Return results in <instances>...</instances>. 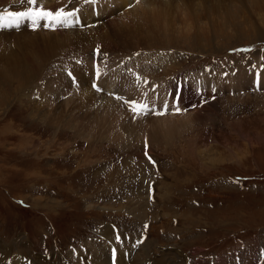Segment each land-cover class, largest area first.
Instances as JSON below:
<instances>
[{
    "label": "rangeland",
    "instance_id": "rangeland-1",
    "mask_svg": "<svg viewBox=\"0 0 264 264\" xmlns=\"http://www.w3.org/2000/svg\"><path fill=\"white\" fill-rule=\"evenodd\" d=\"M3 1L6 6L0 4V12L17 8L16 12H22L32 7L26 0L24 3L0 0ZM54 1L63 3L57 10L73 13L66 24H56L59 30L81 28L84 33L90 22L82 20V10L92 11L90 14L95 17L90 16L91 23L98 21L94 26L103 27L100 34L108 31L105 30L107 24L110 28L113 21L124 23L132 38L112 40L108 33L107 37L112 38L103 45L107 50L110 47L117 50L114 56L123 54L125 58L120 64L115 62L116 66L101 49L95 50L98 57L102 52L107 56V65L117 70L128 57L135 62L137 56L144 68L143 73L138 71V78L164 76L156 81L164 88L168 85L165 89L172 90V95L178 81L183 82V94L195 96L197 105L191 108L193 105L188 106L186 99L185 104L183 98V107H187L184 110L199 118L193 122V128L181 135L159 136L156 143H136L127 137L115 140L107 135H95L89 140L90 137H79L77 123L87 117V111L83 112L77 108L81 105L72 101L75 129L50 126L32 110L35 105L45 104L50 109L54 106L52 110L57 108L56 104H48L41 98L42 88L38 84L46 86L52 74L59 81L60 76L55 73L58 60L51 59L46 69L38 70L41 77L37 84L30 81L26 89V86L21 88L19 83L8 79L14 62L7 58L12 51L16 52L15 41H0V244L11 247L15 257L18 255L15 246L25 237L30 248L28 256L34 264H82L85 254L79 251L88 243L97 244L102 228L115 226L118 233L128 236L122 244L116 245L118 249L111 244L106 247L111 264H120L122 256L126 264L134 257L137 259V251L147 237L149 244L158 250L156 255L150 256L162 260L163 253L173 250L182 255L181 261L187 259V264H197L199 260L203 264H226L227 258L231 264H240L241 255L248 250H264V41L258 37L264 33V6L248 0L244 8L239 1L221 0L215 9L209 7L196 15L190 12L182 15L164 14L154 7L148 10L141 7L133 12L138 0L135 4L131 0L128 5L119 4L118 0L112 5L110 0H104L106 7H103L106 3H100L102 0ZM38 2L40 0L34 7L46 6ZM77 2L79 11L73 12V6L68 4ZM10 8L12 11L8 10ZM6 22L8 27L0 29L11 31L9 36L13 38L16 30L31 28L30 33H35L32 29L40 28L48 20L36 21L34 25L33 20L26 17L11 26L13 21L5 17L4 26ZM84 49L83 46L82 51ZM69 55L71 60L76 54L71 51ZM145 56L159 60L151 63L152 70L145 69ZM67 69L75 75L70 64ZM239 70L245 72L248 79V84H243L239 91L231 86L228 92L224 88L220 92H209L212 87L206 86L198 93L200 89L190 83V77L208 71L219 72L227 78L229 72L235 76ZM90 74L88 71L91 89L103 95L106 88L99 89L96 74ZM89 78L75 79L71 86L88 85ZM96 83L99 85L95 86ZM122 95H113L121 104L120 113L125 105L129 112L136 111L140 115L137 98L132 100L133 104L129 101L132 95ZM229 95L231 98L227 97ZM162 96L163 93L160 97L165 99L166 96ZM164 99L161 103L167 109L160 107L161 114L172 105V102L166 104ZM104 103L105 110L113 107ZM73 105H70L71 111ZM153 111L148 109L146 113ZM121 114H115L112 121L121 119ZM240 176L248 180H240ZM19 201L29 208L17 205ZM25 231L31 233V240ZM141 236L144 239L136 241ZM50 242L52 246L47 247ZM125 244L129 247L126 251ZM70 245L73 246L68 247ZM150 251L148 249L152 253ZM139 258L140 264H149V255L143 253ZM167 258L169 263L173 259L178 262L173 256Z\"/></svg>",
    "mask_w": 264,
    "mask_h": 264
},
{
    "label": "bare ground",
    "instance_id": "bare-ground-1",
    "mask_svg": "<svg viewBox=\"0 0 264 264\" xmlns=\"http://www.w3.org/2000/svg\"><path fill=\"white\" fill-rule=\"evenodd\" d=\"M130 1L131 0H118V3L119 4L123 3L125 5L131 4V3L135 4V2L137 0L136 1L132 0L131 3H130ZM220 1L221 0H138V2H136V3H138V5L134 6V8H132V9H134L133 12L134 11L136 12V10L138 8H141V7H145L147 10L154 7L156 9L159 8L160 12L164 13V14L176 12V13H180L183 15L185 12H190V13H193V15H196L197 13L199 14L201 12H205L206 9L209 7H210V9L211 8L215 9L217 6H219L218 4H221ZM234 1L241 2L240 4L244 5L243 7L245 8L246 1H248V0H234ZM250 1L252 2V4L254 3V5H260V7L264 6V0H250ZM3 2H0V4L6 6L5 2L4 3ZM43 2H44V5H46V6L42 9L53 11V12H55L57 10V8L62 6V4H63L62 2H55L54 0H40V2H38V3L42 4ZM107 2H109V1H107ZM114 2H115V0H110V3L112 5H115ZM230 2H231V0H230ZM100 3L103 5L106 2L104 0H102ZM70 4L74 8L73 12H75L76 10L79 11V9L76 8V5L79 4L78 2L77 3H69L68 6H70ZM7 6H8V4H7ZM31 6L34 7L36 5H31ZM106 6H107V3L103 7H106ZM20 8H21V6H20ZM196 8H198V9H196ZM252 8H250V10H252ZM17 9L15 11H17ZM8 10L12 11L11 8ZM255 12H257V11H255ZM82 13H83V17H84V19H82V20H86L87 22H90L89 23L90 27L86 28L84 31L85 34L82 32L83 30L81 28H70V29L59 30V28L56 26V24H54L53 26H46L49 23V21L44 22V23L42 22L43 24L41 23L42 27L40 26V28L32 29L35 31V33L34 32L30 33L31 28L30 29L26 28L23 31H22V29H20L19 31L16 30V34L13 38H11L9 36V33H11V31H9V33H8L7 31H1V29H0V41L5 40L8 42H12V40H14L15 41L14 45L17 46L16 52L14 51L15 53H13V51L11 50L12 52L9 53V56L7 58L8 60H11L12 62H14V66H13V64H11L12 70H10V71L12 72V74L9 77L7 75V77L10 81L14 80L16 83H19L21 85V88L23 86H26V87H24L26 89L28 87V83L30 81H34L37 84L38 83L37 81L41 77V75L39 73V71H40L39 69H46V67L48 66L51 59L54 60L56 58L58 60V63L55 65V66H57L55 68V69H57L55 71V73L58 72V75L60 76L59 81L57 82V79L55 80V77H53V74H52V76L48 77V79L46 80V81H48V83H46L47 84L46 86L43 85L44 83L38 84L40 86V88H42L43 94L40 95L41 98L45 99L48 104L50 102H52L53 105L56 104L57 108L55 110H52V108L54 106L51 104H50L51 107L53 106L51 109L49 107H47L46 104L43 106H40L41 108L38 105H35L32 111L37 113V116L39 118H44L46 123L50 126H53V127L54 126L66 127V128L70 127V128L75 129V127L77 126V123H78V132H79L78 135H79V137H83V138L84 137L85 138L90 137L89 140H91V138L96 137L97 135H99V137L107 135V136L113 137V139H115V140H120V139H122L121 137H127V138H129V140H133L136 143H144V142L146 143L147 141L152 142V143H156V142H158L159 136L169 138L171 136H177L180 133L187 131L189 128H193L195 126L193 122L195 120H197L199 117L196 119V117L193 116V113H189L188 111H185L184 109L187 107L186 106H185V108L182 107L181 99L184 98L183 101L185 102V104H186L185 99L188 100V106L193 105V106H191V108H195L197 106V105L195 106L196 97L195 96L187 97V96H185V94H183V92H182V90L184 89L183 82L178 81L177 87L179 89L174 86L175 90L173 89L174 92L172 95V90H166V89H168V85H165V88H166L165 89L164 86L161 85V83H159V82L157 83V81H156L157 78L162 79L164 76L158 75L157 78H153L150 80L147 78H138V71L140 73H143L144 68H143V66H141L140 60H137V56H136L137 54L135 55L136 56L135 62L131 58L128 57V59L125 62L123 61L124 62L123 64L118 65V69L116 68L117 70L111 69L113 66L110 68L107 65L108 61L107 62L105 61V59L107 57V56L105 57V55L106 54L109 55L111 57L110 60H112L114 63L115 62L119 63L120 61H122L125 58L124 57L125 55H123V54L119 55L118 54V55L114 56V53L117 50H114V49L112 50V49H110L111 47L108 50H110L112 53H109V52L107 53L108 47L104 46L103 44L107 45L106 42H109V39H111L112 37H113L112 40L114 38H117L120 40H130V38H132V37L129 36V33H128L129 31L125 28L126 26L124 25V23H117V22L113 21L111 23L110 28H108V24H107V27H106L107 29H105V30H108V31H103L100 34L103 27H101V26L99 27V25H98V27L94 26V24L98 23V21H92V23H91L90 16H93V15H91L90 13H92V11H88V13H87L86 11L82 10ZM147 14H148V12H147ZM154 14H156V13H154ZM188 15H189V13H188ZM227 16H226V18H227ZM93 17H95V16H93ZM233 19H235V18H233ZM41 20H43V19H41ZM41 20H38V22ZM213 21H214V19H213ZM229 21H230V19H229ZM199 22H201V21H199ZM13 24H16V23H14V21H13V22H11V26ZM195 25H197V24H195ZM2 27L7 28L8 23L6 22V25L2 26ZM228 27L230 29V26H228ZM226 29H227V26H226ZM37 31H39V32L36 33ZM108 33H109V35H108ZM110 33H112V34H110ZM107 35H108V37L110 35H112V37L108 38ZM258 37L261 38L259 40L264 41V33H260L258 35ZM137 40H138V38H137ZM84 43H86V45H84ZM83 46L85 48L84 51H82ZM100 46L102 48H99ZM6 48H8V47H6ZM96 49L103 50L105 52V55L100 50L101 55L98 57V54L95 51ZM8 50H9V48H8ZM71 51L73 52V54H76V55L71 56V60H69L70 55L68 56V53H70ZM74 51H76V52H74ZM81 51L84 54H82ZM118 51L121 52V49H118ZM152 52H154V51H152ZM86 53H88V54H86ZM94 53H95V55H94ZM145 53H148V52H145ZM1 56H0V58H1ZM64 56H65V59H64ZM130 57H131V55H130ZM34 58L37 60V62H33ZM98 59H101V61H99ZM145 59H146V61H144L145 62L144 65H146L145 69H149V70H152L151 69L152 68L151 63H153V61H155V60L159 61V60H157V58H154V57H146L145 56ZM130 60H131V63L129 62ZM258 60H259V57H258ZM142 62H143V60H142ZM68 64H70V66H71L70 70L75 73L74 76L69 71L67 72ZM136 64H137V66H135ZM115 65H116V63H115ZM124 66L125 67L129 66V68L128 67H127V69L123 68ZM88 71H89V73H91L90 75H92L94 73L96 74L97 79L100 81L99 83H100L101 87H99V89H101L102 87L106 88V92H104L103 95H99L96 91H93L91 89L93 86H91V83H92L91 79L89 78V76H87ZM148 71H147V73H148ZM174 71H176V69ZM171 72H173V68H172ZM245 75H246L245 72L239 70L235 76L231 75L229 72L228 77L225 78L219 72L212 73L211 71H208L207 74H199V75H195L193 77H190V83L193 85L194 88L200 89L198 91V93L201 92V90H204L206 88V86L212 87V89H210L209 92H214V91L220 92V89H223V88L225 90H227V92H228V91H231V86L235 87V89H237L239 91V90H241V86L243 84H245V85L248 84V81H247L248 79H245L246 78ZM85 77L89 78L88 79L89 80L88 85L83 86V84H82L78 88L76 87V85L74 88L71 86V83H73L75 79L81 80V78H85ZM172 78H173V76H172ZM171 81H172V79H171ZM11 82H13V81H11ZM61 82L64 83V85H65L64 87L62 86ZM132 82H134L136 85L133 86ZM87 83H85V84H87ZM99 83H96L95 86H98ZM170 85H171V83L169 84V86ZM151 88H153V89H151ZM17 90H19V89H17ZM77 90H78V93H77ZM162 93L164 96H166L165 99L160 97V95H162ZM215 93H217V92H215ZM114 94L132 95L133 97L131 98V100H129L130 102H132V100L134 98H137L136 104L140 108V111H139L140 115L136 111L129 112V110H127V107H124L125 105L122 106L123 107V113L121 114L120 113L121 104L119 103V101L114 100V97H113ZM168 94H169V96H168ZM238 94H240V93H238ZM107 95H108V97H107ZM148 96L150 99H147ZM164 96H162V97H164ZM231 96L232 95H229L227 97L231 98ZM120 98H121V96H120ZM162 99L165 100L166 104H168V103L171 104V102H172L170 110L167 111L169 113L168 115H167V112L161 114L160 107L167 109L165 106H162V104H163V103H161ZM45 100H43V101H45ZM206 100H208V99H206ZM72 101H74L78 105H81V106H78L77 108H79L80 110H83V112L87 111V117L84 118V120H82V122L78 121L77 123H75L74 118L72 119V117H71L74 114V105H73ZM103 103L105 104V106H110L111 104H113V107H110L107 110H105L102 108ZM129 103H128V105H129ZM37 104H39V103H37ZM202 104H201V106H202ZM211 104L212 103H210L209 105H211ZM70 105L71 106L73 105V111L70 110V108H71ZM129 106H131V105H129ZM206 106H208V103ZM135 107H136V105H135ZM209 107L210 106H208V108ZM46 109L50 110V111H46ZM148 109H154L155 111L146 113L148 111ZM201 110H203V109H201ZM205 110H206V108H205ZM157 113H159V115H157ZM115 114H117V115L121 114V119H117L115 121H112L113 120L112 117L115 116ZM131 115L132 116H138L139 115V117L135 118V117H132ZM167 117H168V119H167ZM133 119L136 122L135 121L133 122L132 121ZM95 124H96V126H95ZM118 124H119V126H118ZM91 127H92V129H91ZM75 131H77V130H75ZM86 133H88V134H86ZM106 139H109V137H106ZM31 145H33V144H31ZM40 200H42V197L40 198ZM46 200H48L51 203H54L53 200H50V199H46ZM99 234L101 235V240L99 242H97V244L96 243H91V244L88 243L87 245H85L84 250L79 251V254L80 253L85 254V260H84V263H82V264H111L110 263V260H111L110 255L108 254L106 247L109 248V246L111 244L112 246L114 245V248L118 249L119 246H116V245L122 244L124 242V240L126 239V237L128 236L127 234L118 233L117 230H115L114 228H109V227L102 228L100 230ZM145 236H147V235H143V237H145ZM143 237L141 236L139 238V240L137 238L136 241H142ZM24 238L25 237H21L20 241L15 246L16 249H18V252H17L18 255H16L15 257H14L15 253H13L11 247L6 246L7 244L6 245L2 244V243L0 244V264H32L33 263V261L32 262L30 261V258L28 256V253L30 252V248L26 245ZM149 242L150 241H149L148 237L143 240V243L141 244L142 247H140V249L137 251L138 254H136L137 259L134 257V259H132V262L130 264H140V258L138 259V256L142 255L143 253L147 254V256L149 255V261H148L149 264H187V259L185 258L186 259L185 262L181 261L182 255L178 254V252L173 251V250L170 252L163 253L164 257L162 255V257H163L162 260L155 259L153 256H150V255H156L157 254L156 251H158V250H157V248H155L154 245H150L151 243L149 244ZM124 249H125L124 251H126L129 249V247L126 246V244H125ZM148 249L152 250V251H150L152 253H149ZM120 251H123V250H120ZM139 251H141L140 253H142V254H140ZM120 255H121V253H120ZM167 256H173V258L174 257L177 258L178 262H175V260L173 259V261L171 263H169L170 260L167 258ZM242 257H243V259H241L240 264H252V262H254V261L255 262L259 261V264H264V251L258 252V251H254V250H248L247 252L243 253V255H241V258ZM228 260H229V258L226 259V261H225L226 264H231ZM119 262H120V264H126L127 263L124 260V256H122V258L119 259ZM197 264H203V263H202V261L200 262V260H199V261H197Z\"/></svg>",
    "mask_w": 264,
    "mask_h": 264
},
{
    "label": "snow or ice",
    "instance_id": "snow-or-ice-1",
    "mask_svg": "<svg viewBox=\"0 0 264 264\" xmlns=\"http://www.w3.org/2000/svg\"><path fill=\"white\" fill-rule=\"evenodd\" d=\"M22 3L25 0H21ZM28 5H37V0H26ZM73 15L72 12H64L63 9L56 10L55 12L44 10L42 8L37 7H29L27 10L22 12H8L5 10L4 12H0V27L3 25V20L5 17L9 18L10 20L14 21V23L18 24V22L24 18H31L33 20V24L35 25L36 21L44 19L48 20L49 23L46 26H53L54 24L60 23H67L68 19ZM135 104V102H131ZM143 107V106H142ZM135 110V109H133Z\"/></svg>",
    "mask_w": 264,
    "mask_h": 264
}]
</instances>
